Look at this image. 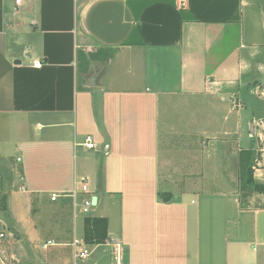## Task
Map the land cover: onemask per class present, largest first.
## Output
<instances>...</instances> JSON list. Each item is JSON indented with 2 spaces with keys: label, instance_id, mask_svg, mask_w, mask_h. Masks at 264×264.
Wrapping results in <instances>:
<instances>
[{
  "label": "crops",
  "instance_id": "0c3cea01",
  "mask_svg": "<svg viewBox=\"0 0 264 264\" xmlns=\"http://www.w3.org/2000/svg\"><path fill=\"white\" fill-rule=\"evenodd\" d=\"M246 96L264 102V0H0L5 264H115L112 238L122 264H264V193L244 199L238 172L264 110ZM254 169L264 183V154Z\"/></svg>",
  "mask_w": 264,
  "mask_h": 264
},
{
  "label": "built area",
  "instance_id": "2783aa9c",
  "mask_svg": "<svg viewBox=\"0 0 264 264\" xmlns=\"http://www.w3.org/2000/svg\"><path fill=\"white\" fill-rule=\"evenodd\" d=\"M15 3L18 5L21 3V0H15ZM83 144L88 149H96L97 143L94 140V137L92 135H87L85 137V140L83 143H75ZM20 160V158H18ZM22 190H26V186H21ZM93 193L90 189V183L87 177H81L80 179H77L75 181V187L71 191L70 196L73 198V205L74 210L76 214H82V215H89L95 207L96 203H93ZM59 197V194L55 193L52 195L51 199L53 201L57 200ZM7 238V233L5 230L0 231V263L5 264L4 259L1 257V250L4 244L5 239ZM112 244L114 245V253H115V264H122V258H123V249H122V243L114 238L111 239ZM51 243L49 241L47 244ZM82 243L81 240L75 239L74 245L76 247L75 250V257L78 258H86L90 251L86 247H79V245ZM46 246V244H45Z\"/></svg>",
  "mask_w": 264,
  "mask_h": 264
},
{
  "label": "trees",
  "instance_id": "16d2710c",
  "mask_svg": "<svg viewBox=\"0 0 264 264\" xmlns=\"http://www.w3.org/2000/svg\"><path fill=\"white\" fill-rule=\"evenodd\" d=\"M250 151L247 152L248 156L250 157L251 151L253 149H249ZM244 150L241 152L242 161H243V154ZM248 184L253 186V189L256 192L264 193V183L258 182L254 178V171L252 167L248 170ZM162 197H169L170 194L160 193ZM108 221L106 218H99V217H87L86 218V234L85 239L88 243H103L108 238Z\"/></svg>",
  "mask_w": 264,
  "mask_h": 264
},
{
  "label": "rangeland",
  "instance_id": "374dc122",
  "mask_svg": "<svg viewBox=\"0 0 264 264\" xmlns=\"http://www.w3.org/2000/svg\"><path fill=\"white\" fill-rule=\"evenodd\" d=\"M247 103L250 104L252 110H255L254 113L260 114L264 108H263V100H257L252 101L253 99H250L249 96H246ZM264 142L259 143L258 147L256 149H253L251 151L252 154H250V157L248 156L247 152L250 151L249 149H243L245 152L243 154V165L242 168L238 171L239 172V178L241 179V192L244 199H246L249 196H253L255 193H257L253 186L248 184V170L250 167H252V170L254 171V167L257 166V163L259 160L263 159L264 150Z\"/></svg>",
  "mask_w": 264,
  "mask_h": 264
},
{
  "label": "water",
  "instance_id": "95a60500",
  "mask_svg": "<svg viewBox=\"0 0 264 264\" xmlns=\"http://www.w3.org/2000/svg\"><path fill=\"white\" fill-rule=\"evenodd\" d=\"M17 63H20V61H17ZM97 197H93V203H96Z\"/></svg>",
  "mask_w": 264,
  "mask_h": 264
}]
</instances>
